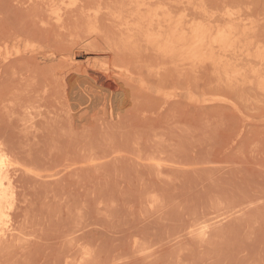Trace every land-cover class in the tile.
Wrapping results in <instances>:
<instances>
[{
  "label": "rangeland",
  "instance_id": "obj_1",
  "mask_svg": "<svg viewBox=\"0 0 264 264\" xmlns=\"http://www.w3.org/2000/svg\"><path fill=\"white\" fill-rule=\"evenodd\" d=\"M0 160V264H264V0H0Z\"/></svg>",
  "mask_w": 264,
  "mask_h": 264
},
{
  "label": "bare ground",
  "instance_id": "obj_2",
  "mask_svg": "<svg viewBox=\"0 0 264 264\" xmlns=\"http://www.w3.org/2000/svg\"><path fill=\"white\" fill-rule=\"evenodd\" d=\"M143 3V2H142ZM142 3H141V5H142ZM150 3V2H149ZM149 3H148V5H149ZM57 5H58V3H57ZM143 5L145 6V1H144V3H143ZM146 6H147V4H146ZM145 8V7H144ZM149 8V7H148ZM151 9V8H150ZM140 10V9H139ZM146 10V9H145ZM147 11H149V10H147ZM146 12V11H145ZM150 12V11H149ZM147 13V12H146ZM145 13V14H146ZM171 13V12H170ZM147 15V14H146ZM172 15V14H171ZM169 16V15H168ZM167 16V17H168ZM142 18H143V14H142ZM141 18V19H142ZM145 18H146V16H145ZM145 18L144 19H142V20H145ZM173 19V18H172ZM59 20H61V16H58V21ZM142 20H140V22L142 21ZM164 20V19H163ZM153 21V20H152ZM167 22L169 21V20H166ZM151 22V21H150ZM165 22V21H164ZM180 22V21H179ZM153 23V22H152ZM160 23V22H159ZM158 23V24H159ZM171 23H172V21H171ZM174 23V22H173ZM173 23L171 24V25H173ZM186 23V22H185ZM140 24V23H139ZM142 24V23H141ZM145 24V23H144ZM157 24V25H158ZM168 25L170 24V23H167ZM166 24V25H167ZM189 24V23H188ZM146 25V24H145ZM148 26L150 25V24H147ZM154 25V24H153ZM165 25V26H166ZM170 25V26H171ZM174 25H176V24H174ZM140 26V25H139ZM160 26V25H159ZM162 26H163V23H162ZM182 26V25H181ZM183 26H185L184 24H183ZM167 27V26H166ZM176 27V26H175ZM189 27V26H188ZM193 27V26H192ZM196 27V26H195ZM145 28V27H144ZM149 28H150V26H149ZM165 28V27H164ZM200 28V27H199ZM140 29V28H139ZM142 29H143V27H142ZM146 29V28H145ZM153 29V28H152ZM152 29H151V31H152ZM161 29H162V27H161ZM196 29V28H195ZM209 29V28H208ZM141 30V29H140ZM144 30V29H143ZM142 30V31H143ZM165 30V29H164ZM163 30V31H164ZM172 27H169L168 29H167V31L168 32H170L169 34L167 33V35H165L164 37H158V36H160V34H161V36H163V34L162 33H160L159 31V35L157 36L156 35V37H155V35H154V38H156V39H159V40H161L162 38V41L165 43L164 44V48L162 49L163 51H164V53H169V52H173V54L176 52V51H180V53H181V56H182V54H185L187 51H188V43H189V45H190V43L191 42H189L190 40H189V38H188V36H190V35H187V34H183V35H180V34H178V29H176V30H172ZM190 30H192V29H190ZM204 30V29H203ZM203 30H202V28H201V30H199L194 36H193V38H194V42H195V44H196V46L195 47H192V48H196V49H199V47H203L202 45H204L205 44V39H206V34H205V32H203ZM211 30V29H210ZM21 31V30H20ZM19 31V32H20ZM148 31V30H147ZM155 31V30H154ZM166 31V32H167ZM182 31V30H181ZM180 31V32H181ZM193 31V30H192ZM205 31V30H204ZM209 31V30H208ZM224 31V30H223ZM149 32V31H148ZM147 32V33H148ZM166 32H165V34H166ZM186 31H184V33H185ZM220 32H222V31H220ZM220 32H218V33H220ZM142 33V32H141ZM146 33V34H147ZM194 33V32H193ZM207 33V32H206ZM151 33H148V35H150ZM154 34V33H153ZM190 34V33H189ZM224 34H225V32H224ZM208 35V34H207ZM215 35V34H214ZM220 35V34H219ZM227 35V34H226ZM210 36V35H209ZM213 37V36H212ZM216 37V36H215ZM150 38V37H149ZM148 38V39H149ZM151 38H153V36L151 37ZM192 38V39H193ZM209 38V37H208ZM225 38H226V36H225ZM145 39H146V36H145ZM217 40V39H216ZM150 41H152V40H150ZM220 41V40H219ZM224 41H225V39H224ZM147 42H149V40L147 41ZM155 41H153V43H154ZM210 42H211V40H210ZM92 43V42H91ZM150 43V42H149ZM159 43V42H158ZM162 43V42H161ZM215 43V42H214ZM150 44H152V43H150ZM155 44V43H154ZM194 44V45H195ZM211 44V43H210ZM222 44V43H221ZM156 45H157V42H156ZM159 45V44H158ZM161 45V44H160ZM193 45V44H192ZM224 45V44H223ZM222 45V46H223ZM103 46V45H102ZM155 46V45H154ZM208 46V45H207ZM216 46V45H215ZM158 47V46H157ZM210 47V46H209ZM87 48V47H86ZM159 48H160V46H159ZM161 48H162V46H161ZM189 48H190V46H189ZM191 48V49H192ZM107 49V48H106ZM115 49V48H114ZM158 49V48H157ZM177 49V50H176ZM202 49V48H201ZM204 49V48H203ZM205 49H206V47H205ZM207 49H208V47H207ZM210 49V48H209ZM214 49H216V48H214ZM117 51V50H116ZM159 52H160V49L158 50ZM190 51H193V50H190ZM190 51H189V54H190ZM198 51H201V50H198ZM207 51V50H206ZM205 51V52H206ZM211 51V50H210ZM180 53L178 54V52H177V54L178 55H180ZM172 54V53H171ZM173 54L171 55V56H173ZM187 54H188V52H187ZM193 56H194V54L193 53H191ZM197 54H198V52H197ZM200 54V53H199ZM206 54H208V53H206ZM168 56H169V54H167ZM176 55V54H175ZM187 56V55H186ZM193 56H191V58H193ZM196 56V55H195ZM194 56V57H195ZM110 58V57H109ZM182 58V57H181ZM184 58H185V56H184ZM187 58H190L189 56L187 57ZM185 59L186 61L188 60V59ZM196 58V57H195ZM184 60V62H186ZM15 61V60H14ZM19 65V64H18ZM119 65V64H118ZM12 66V65H11ZM10 66V67H11ZM193 66V65H192ZM112 67V66H111ZM132 69H133V67H132ZM67 71V70H66ZM81 71H83L82 72V74L83 75H85V74H87L89 77H92L93 79H96V80H105V78H103L102 76H99V74H98V76L97 75H95V76H93V74H91V72H90V69L89 68H85V69H82ZM167 71V70H166ZM65 72V71H64ZM74 72V71H73ZM85 73V74H84ZM100 74H102V73H100ZM60 76H62L61 74H60ZM66 76V75H65ZM79 76V75H78ZM71 77V76H70ZM2 78V77H1ZM28 79V78H27ZM72 79V78H71ZM81 79V78H80ZM91 79V78H90ZM157 79V78H156ZM67 80V79H66ZM95 80V81H96ZM109 80V79H108ZM108 80H105V81H107V83H108V86H112V82L111 81H108ZM78 82V81H77ZM79 83V82H78ZM88 83V82H87ZM90 83V82H89ZM103 83V82H102ZM75 84V83H74ZM95 85V84H94ZM16 86V85H15ZM66 87V86H65ZM127 87V86H126ZM101 88V87H100ZM104 88V87H103ZM109 88V87H108ZM88 88H86V89H84V93H85V95L87 96V98H89V96L90 95H92L93 93L91 92V91H89L90 89H88ZM124 89H125V87H124ZM127 89V88H126ZM71 90V89H70ZM128 90V89H127ZM79 94V93H78ZM83 94V93H82ZM84 95V94H83ZM74 97V96H73ZM100 99H101V102H103L102 104L104 105V108H106L107 106H108V102L107 101H105V100H103L102 98V96H98ZM107 97H109V96H107V95H105V98H107ZM72 98V97H71ZM77 98V97H76ZM117 98V97H116ZM86 99V98H85ZM91 99H93L92 97H91ZM72 100V99H71ZM118 101V100H117ZM119 102H121V101H119ZM117 105V104H116ZM102 106V105H101ZM123 107V106H122ZM78 108V107H77ZM109 108V107H108ZM118 110V109H117ZM80 113V112H79ZM74 116V115H73ZM117 117V116H116ZM106 121V120H105ZM28 125V124H27ZM101 125V124H100ZM100 127V126H99ZM70 128V127H69ZM85 128V127H84ZM87 131H88V129H87ZM68 132V131H67ZM82 135V134H81ZM54 141V140H53ZM90 142V141H89ZM84 144V143H83ZM22 147V146H21ZM76 150V149H75ZM31 156V155H30ZM5 159V158H4ZM1 162H0V183L1 184H3V176H4V170H5V166H6V160H0ZM49 176V175H48ZM34 179V178H33ZM35 179H36V177H35ZM40 180H41V178H39ZM69 179V178H68ZM76 179V178H75ZM90 179V178H89ZM56 181H57V179H56ZM0 184V185H1ZM49 184V183H48ZM3 186V185H2ZM1 186V187H2ZM77 186V185H76ZM79 186V185H78ZM57 187V186H56ZM45 189V188H44ZM91 190V189H90ZM1 191H3V190H0V202H1V197H2V195H3V193L4 192H1ZM86 191V190H85ZM87 193V192H86ZM69 196V195H68ZM46 198V197H45ZM58 200V199H57ZM81 203V202H80ZM74 204V203H73ZM68 205V204H67ZM80 205V204H79ZM53 206V205H52ZM48 208V207H47ZM7 209V208H6ZM67 209V208H66ZM8 210V209H7ZM51 210H53V209H51ZM1 204H0V213H1ZM8 212V211H7ZM3 216V215H2ZM5 217V216H4ZM8 217V216H7ZM50 217V216H49ZM42 218V217H41ZM68 218V217H67ZM23 219V218H22ZM43 221V220H42ZM23 222V221H22ZM53 222V221H52ZM88 222V221H87ZM61 223V222H60ZM69 223V222H68ZM86 223V222H85ZM37 224V223H36ZM39 224H40V222H39ZM41 224H42V222H41ZM60 225V224H59ZM16 226V225H15ZM14 226V227H15ZM9 228H12V229H10V230H0V242L3 244V243H7V241L10 239V236H11V238L12 237H14L13 238V240L15 241V239H17V236H16V234H17V232L16 233H14L13 231H14V229H13V227H9ZM24 231V230H23ZM87 231V230H86ZM72 232V231H71ZM64 233V232H63ZM62 233V234H63ZM13 234H15L14 236H12ZM85 235H87V234H85ZM39 240V239H38ZM61 240V239H60ZM78 241V240H77ZM82 241V240H81ZM84 241V240H83ZM88 242H90V240L88 241ZM75 244V243H74ZM90 244V243H89ZM67 245V244H66ZM1 246H3V245H1ZM14 246V245H13ZM65 247V246H64ZM66 247H68V246H66ZM2 248V247H1ZM4 248H5V246H4ZM91 248V247H90ZM63 249V248H62ZM77 249V248H76ZM65 250V249H64ZM78 250V249H77ZM58 254V253H57ZM61 254H64V252H62ZM70 254V253H69ZM71 255H73V254H71ZM93 256V255H92ZM59 257V256H58ZM87 257V256H86ZM62 260V259H61ZM56 261V260H55ZM58 261H60L59 259H58ZM60 263V262H59ZM62 263H63V261H62ZM69 263V262H68ZM57 264V263H56ZM80 264V263H79Z\"/></svg>",
  "mask_w": 264,
  "mask_h": 264
}]
</instances>
